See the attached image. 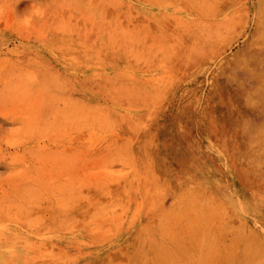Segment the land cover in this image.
I'll return each mask as SVG.
<instances>
[{"label": "rangeland", "instance_id": "1", "mask_svg": "<svg viewBox=\"0 0 264 264\" xmlns=\"http://www.w3.org/2000/svg\"><path fill=\"white\" fill-rule=\"evenodd\" d=\"M0 264H264V0H0Z\"/></svg>", "mask_w": 264, "mask_h": 264}]
</instances>
